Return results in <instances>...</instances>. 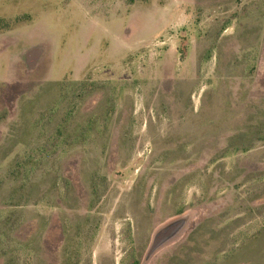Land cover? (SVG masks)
<instances>
[{"label":"rangeland","instance_id":"1","mask_svg":"<svg viewBox=\"0 0 264 264\" xmlns=\"http://www.w3.org/2000/svg\"><path fill=\"white\" fill-rule=\"evenodd\" d=\"M0 264H264V0H0Z\"/></svg>","mask_w":264,"mask_h":264},{"label":"water","instance_id":"2","mask_svg":"<svg viewBox=\"0 0 264 264\" xmlns=\"http://www.w3.org/2000/svg\"><path fill=\"white\" fill-rule=\"evenodd\" d=\"M186 225V218L179 217L178 219L172 220L163 227H161L155 234L153 244L150 248V253H153L162 245L168 243L177 237Z\"/></svg>","mask_w":264,"mask_h":264}]
</instances>
